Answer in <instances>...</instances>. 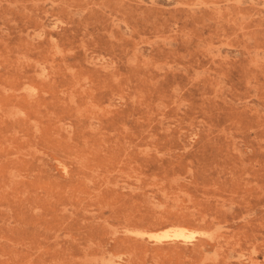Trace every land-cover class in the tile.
Masks as SVG:
<instances>
[{
    "label": "rangeland",
    "instance_id": "374dc122",
    "mask_svg": "<svg viewBox=\"0 0 264 264\" xmlns=\"http://www.w3.org/2000/svg\"><path fill=\"white\" fill-rule=\"evenodd\" d=\"M0 264H264V0H0Z\"/></svg>",
    "mask_w": 264,
    "mask_h": 264
},
{
    "label": "bare ground",
    "instance_id": "6f19581e",
    "mask_svg": "<svg viewBox=\"0 0 264 264\" xmlns=\"http://www.w3.org/2000/svg\"><path fill=\"white\" fill-rule=\"evenodd\" d=\"M165 232V231H164ZM163 233V232H162ZM159 234V233H158ZM166 235V234H165ZM168 235V233H167ZM173 235L175 237H181V238H184V239H187L188 237H190L191 235L187 234L183 229H176L174 230L173 232ZM157 237V236H156ZM166 237V236H165Z\"/></svg>",
    "mask_w": 264,
    "mask_h": 264
}]
</instances>
